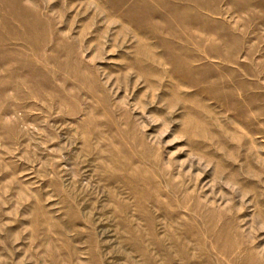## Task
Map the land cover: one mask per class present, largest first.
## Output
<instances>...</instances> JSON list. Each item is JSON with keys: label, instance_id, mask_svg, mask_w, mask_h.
Returning a JSON list of instances; mask_svg holds the SVG:
<instances>
[{"label": "rangeland", "instance_id": "obj_1", "mask_svg": "<svg viewBox=\"0 0 264 264\" xmlns=\"http://www.w3.org/2000/svg\"><path fill=\"white\" fill-rule=\"evenodd\" d=\"M0 264H264V0H0Z\"/></svg>", "mask_w": 264, "mask_h": 264}]
</instances>
